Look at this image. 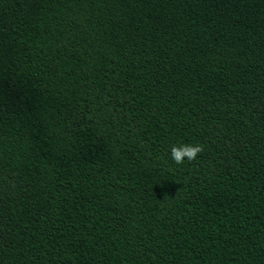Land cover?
<instances>
[{
	"label": "trees",
	"instance_id": "trees-1",
	"mask_svg": "<svg viewBox=\"0 0 264 264\" xmlns=\"http://www.w3.org/2000/svg\"><path fill=\"white\" fill-rule=\"evenodd\" d=\"M0 264H264V0H0Z\"/></svg>",
	"mask_w": 264,
	"mask_h": 264
},
{
	"label": "clouds",
	"instance_id": "clouds-1",
	"mask_svg": "<svg viewBox=\"0 0 264 264\" xmlns=\"http://www.w3.org/2000/svg\"><path fill=\"white\" fill-rule=\"evenodd\" d=\"M203 145L200 144H173L170 147V158L176 164H183L187 160L188 162L195 161L199 153L203 152Z\"/></svg>",
	"mask_w": 264,
	"mask_h": 264
}]
</instances>
